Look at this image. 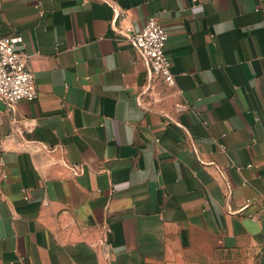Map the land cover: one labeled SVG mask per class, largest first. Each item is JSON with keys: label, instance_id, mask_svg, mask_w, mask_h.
<instances>
[{"label": "crops", "instance_id": "crops-1", "mask_svg": "<svg viewBox=\"0 0 264 264\" xmlns=\"http://www.w3.org/2000/svg\"><path fill=\"white\" fill-rule=\"evenodd\" d=\"M151 17L173 86L121 32ZM7 34L0 264H261L264 0H0Z\"/></svg>", "mask_w": 264, "mask_h": 264}, {"label": "built area", "instance_id": "built-area-1", "mask_svg": "<svg viewBox=\"0 0 264 264\" xmlns=\"http://www.w3.org/2000/svg\"><path fill=\"white\" fill-rule=\"evenodd\" d=\"M122 35L129 40L145 59L149 76L160 78L167 86L174 85L170 58L165 53L168 33L153 17L141 29L122 27ZM22 37L18 34L0 35V101L13 107L20 100L34 101L38 96L34 73L30 67L31 55L20 50ZM0 110V126L2 124ZM250 166V164L248 165ZM81 169L73 165L74 173Z\"/></svg>", "mask_w": 264, "mask_h": 264}, {"label": "water", "instance_id": "water-1", "mask_svg": "<svg viewBox=\"0 0 264 264\" xmlns=\"http://www.w3.org/2000/svg\"><path fill=\"white\" fill-rule=\"evenodd\" d=\"M263 237H264V220H263ZM261 264H264V242H263V254H262Z\"/></svg>", "mask_w": 264, "mask_h": 264}]
</instances>
